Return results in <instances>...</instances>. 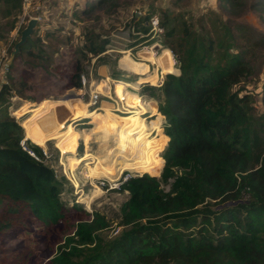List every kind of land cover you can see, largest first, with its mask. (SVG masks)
Returning a JSON list of instances; mask_svg holds the SVG:
<instances>
[{"label": "trees", "instance_id": "16d2710c", "mask_svg": "<svg viewBox=\"0 0 264 264\" xmlns=\"http://www.w3.org/2000/svg\"><path fill=\"white\" fill-rule=\"evenodd\" d=\"M110 1L95 0L94 7ZM216 1L221 9L238 5ZM256 5L264 23V0ZM0 8L16 18L21 2L0 0ZM158 13L162 32L148 42L158 39L168 47L179 72L165 73L159 86L142 84L135 93L160 99L166 131L158 133L168 140L158 176L143 172L119 184L127 191L119 206L122 229L107 240L95 234L107 223L80 204L65 206L59 197L62 178L21 148L24 131L7 108L11 94L34 97L24 76L13 72L15 58L40 65L26 60L41 58V48L33 50L34 28L12 54L0 83V244L18 240L0 246L9 252L7 263L0 264H264V113L254 114L249 94L239 91L251 73L244 50L231 51L228 25L196 31L171 10ZM152 14L134 20L138 31H147ZM104 41L87 37L83 48L95 55L104 50ZM78 52L65 88L80 87L85 56ZM157 109L150 112L155 118L161 116ZM25 141L41 155L37 144ZM170 178L164 191L161 183ZM51 232L61 239L53 246L41 244ZM40 244L49 255L35 260Z\"/></svg>", "mask_w": 264, "mask_h": 264}, {"label": "rangeland", "instance_id": "374dc122", "mask_svg": "<svg viewBox=\"0 0 264 264\" xmlns=\"http://www.w3.org/2000/svg\"><path fill=\"white\" fill-rule=\"evenodd\" d=\"M237 1L238 5L230 10L219 8L216 0H112L100 7H94L95 0H38L27 10L29 15H39L40 17L33 27L35 32L33 37L38 38L36 45L33 46V50L39 47L42 50V54L41 58L29 57L26 60L40 65H30L26 63L23 57L15 58V69L13 72L15 75L22 74L24 76L30 86L28 94L34 97L23 98L11 94L7 111L19 122L24 134L35 133L34 136H30L32 139H36L37 137L51 139L47 140L45 147H43L48 154L46 158H43V162L53 169L57 177L62 178L59 193L60 200L65 206L77 203L90 214L100 216L107 224L96 230L95 234L102 238V240L112 238L122 229L118 224L119 206L126 199L127 191L119 188L117 182L124 172L129 171L123 170L116 180L104 181V184L101 185L97 182L96 178L90 179L88 177L87 174H90V172L85 171L86 166L90 164L91 168H93L97 164L96 162L101 163L107 158L105 155H102V159L98 160V155L93 154L95 151V153L98 152L99 145L96 137H94L98 132L93 133L92 130L99 123L113 119L114 122L116 121V126L127 128L148 126L156 122L163 131H166L165 118L161 113V116L158 117L160 118L159 120H148V118L155 117L150 112L155 111V106L157 109L160 99L158 97L152 98L153 108L151 111L149 108H146L141 114H133H139L144 117L139 120L133 119V115L132 117L127 116L122 119L123 114L126 113L114 111L110 103H103V107L113 110L114 113L110 111L93 112L86 109L87 107H76L71 108L63 115L52 114L48 116L49 118L47 116L43 117L39 121H36V123L30 122L28 119H20L15 113L23 110L24 106L31 105L30 103L43 105L51 101H58L62 96H66V93L69 95V90L74 93L78 91L80 93L84 92L85 89L81 86L79 88H65L68 85L67 75L71 71L74 58L78 56V51L81 52V50L85 56L82 60L85 72L83 74L89 80H107L109 87H112L113 90L115 80L128 82L132 87L125 88V90L135 93L139 85L135 89L133 84L138 79V76L140 77V81H144L141 79L143 75L138 71L139 66L145 67L146 65L148 70L151 71L156 68L155 64L150 66L147 63L149 61L143 63L140 62L138 56L134 59H138L139 61L134 60L130 56V61L127 60L128 64L123 68H131L137 65L138 70L134 75L125 71L121 67L120 61L122 62L123 58L129 59L128 56L134 51H137L141 57L143 51L152 52L151 49L144 48L150 43L148 39L145 38L135 43L136 39L143 36L144 33L137 30L134 20L143 14L152 12L154 13L153 15L159 18V8L173 11L178 16L177 19L184 20L187 25L192 26L196 31L208 30L212 32L213 29H218L223 24L228 25L233 34L234 42L231 51L244 50L245 58L248 60L251 68V73L242 81V87L239 88V91L249 94V106L254 114L259 115L264 113V23L261 19L262 13L259 6H252L258 0ZM90 4L92 5L90 6ZM136 13L138 16L135 17ZM25 18L27 19L28 17L26 16ZM21 25L17 26V17L15 18L11 14L5 15L2 8H0V80L1 78H5L1 71V65L9 58L13 44L18 39L19 31L25 23L23 22ZM87 37H92L94 41L104 39V50L95 55L86 51L83 48V44L86 42ZM158 44L161 46V48L159 47L160 49L167 48L170 51L174 60V66L177 68V72H179L177 61L172 51L162 43L159 42ZM122 51L127 52L128 55L122 57ZM102 66L107 68V74H102ZM113 94L116 93L113 91ZM40 98L47 99L38 102L41 100ZM140 98L144 105L150 100V98H146L145 96ZM83 100L86 101L85 99ZM102 100L106 101L107 99L102 97L97 106H101ZM129 113L132 112L129 111ZM46 122L50 123L51 126L48 127L50 130L44 127L43 124ZM157 127L158 125H156L154 131ZM68 128L69 130L67 131H73L72 141L74 140L75 147L72 154H62L60 152L61 145L58 141L52 140V138L61 140L62 136L60 132H67L65 130ZM156 133V136L148 139V142L152 140L150 144H161L159 156L162 157V152L166 147L165 143H167V136L159 134L158 131ZM114 134L109 133L108 135H101L99 137H108ZM137 137L139 139L148 138L143 136ZM29 141L33 142L31 139ZM163 144L164 146L162 147ZM37 145L40 149L42 148L40 144ZM142 152H144V149ZM69 157H72V162L79 161L77 165L70 168V170H73L74 177H69L68 175L67 163ZM160 165L162 164L160 163ZM160 170L161 166L159 171H155L156 174H149L158 176ZM72 179H75L77 186L73 184ZM170 181L171 178L168 182L161 183L164 191L169 189ZM96 188L99 190H96ZM50 234L49 237L42 240L41 244L46 245L49 243L53 246L61 239L55 232H51ZM71 236L74 239L78 238L75 234ZM17 240L18 237L12 238L8 242L0 244V246H9ZM71 243L78 247L82 246V244L74 241H71ZM41 244L39 246L40 250L34 258L35 260L49 255V249H44ZM8 253L7 251L6 253L0 251V261L2 260L4 263H7ZM73 260L78 261L77 257H74ZM11 264L17 263L12 261Z\"/></svg>", "mask_w": 264, "mask_h": 264}, {"label": "bare ground", "instance_id": "6f19581e", "mask_svg": "<svg viewBox=\"0 0 264 264\" xmlns=\"http://www.w3.org/2000/svg\"><path fill=\"white\" fill-rule=\"evenodd\" d=\"M126 55H128V53L125 51H122V57H126ZM162 55L164 56V58L162 57ZM128 57L129 59L123 58L122 62L120 61L122 68L128 64V62H126L127 60L130 61V55ZM139 58H140V62H142L141 60H146V61H150L154 63L156 68L152 71H147L145 67L139 66L138 68L139 70H138L137 65H134L131 68H126V69L123 68V69L126 70L128 73H132L134 75L136 71L138 70L139 73L143 75L144 81H149L150 83H154L156 80L157 70H159L161 74H164L167 72L178 73L177 68L173 64L174 60L171 56V53L167 48H162L159 54H154L153 51L151 53L148 51H143L142 57L139 56ZM101 72L102 74H107V68L102 66ZM139 81H140V77L138 76L137 82ZM124 85H125L124 81H120V80L114 81V92L119 96L121 95L124 96L125 102L127 103V107L128 108L132 107L130 108L131 110H129L132 113L123 114V117L128 116V115H129L128 117H132L133 114L140 113L146 110V108H149L151 111V109L153 108L152 99L148 100L145 103L146 105H144V103L142 102L141 99H139V96L136 93L123 89ZM89 88L97 92L107 91L109 89V85H108L107 80L91 79ZM103 103H110V102L102 100L100 108L103 111H96V110H91V111L93 112L110 111L114 113L113 110H108L104 108ZM30 104L31 105L24 106L23 110L17 111L16 113L18 117H20V119H28L30 122H35V123L36 121H39L43 117H46V116L48 117L52 114L63 115L64 113L68 112L71 108L73 109L76 107H86L87 105V103L81 98L80 91L76 93L74 92L72 93L71 91L69 95L62 96L61 99H59L58 101H51L47 104H43V105H35L32 103ZM136 116L137 115H133L132 118L134 119ZM153 118L155 117L148 118V120L150 121ZM43 125L45 128H48L49 126H51L49 122H46ZM156 125H158V129L154 131L153 127L156 128ZM152 126L153 127L149 125L148 126L144 125L141 127H129V128L120 127V126H116V121L114 122L113 119L106 120V121L99 123L95 127V129L92 130L93 133L98 132L96 135H94V137H96V140L98 141V145H99L98 152L95 153L96 152L95 151L93 154L98 155V158H97L98 160L102 159L101 158L102 155H105L107 158L101 163L96 162L97 164H95L93 168H91L90 164L87 165L85 171H88L91 174V175L87 174L88 177L90 179L105 178L109 181H114L118 178V176L121 174L123 170H128V171L135 172V173L154 172L159 166H158L157 161H155L153 158H156L157 156L160 155L161 144H155V143L150 144V142L152 141L151 140L147 144V148L149 145L150 146H149L148 153L146 154L142 152L141 150L142 148H144L146 144L145 139H139L137 137V136L148 137L152 134L153 131H154L153 132L154 135L157 134L156 131L160 129L159 124L154 122ZM67 130H69V128L66 129L65 131ZM72 132L71 130L67 132H63V133L60 132L62 136L61 140L57 138H52V140L58 141V143L61 145L60 152L62 154L64 153L72 154V151L75 147L74 140L72 141V137H73ZM109 133H115V134L113 136H108V137H99L101 135H108ZM34 135L35 133L24 134L25 137L31 139L36 144H40L42 147H45L47 140H51V139H45V138H40V137H37L36 139L33 138L34 139L33 140L30 136H34ZM130 150L132 151V153L130 152ZM146 156H148L147 164H146ZM78 162H72V157L68 158L67 169L69 172L68 174L69 177L70 176L74 177L73 170L72 169L70 170V168H73L75 165H77ZM72 180H73V184L77 186L75 179H72ZM96 190H99V189L96 188Z\"/></svg>", "mask_w": 264, "mask_h": 264}, {"label": "built area", "instance_id": "2783aa9c", "mask_svg": "<svg viewBox=\"0 0 264 264\" xmlns=\"http://www.w3.org/2000/svg\"><path fill=\"white\" fill-rule=\"evenodd\" d=\"M36 1H38V0H20L21 11H20V14L17 16V26L21 25L23 22L25 23L29 17H34L36 19V22L39 20V18H40L39 15H29L27 12V10L30 9L32 7V4ZM26 16L28 17L27 19L25 18ZM145 23L148 25V29L143 35L146 37V39H150L154 36H157L158 34H160L162 32V28H161V26H159L158 18L156 15L152 14L149 17V19L147 21H145ZM158 43H159L158 39L154 40L153 42L147 44L144 48L145 49H151L154 54H159V50L161 51V49H160L161 46ZM155 45L157 46L156 49L154 48ZM130 56L132 58H136L137 56L139 57V53H137V51H134V52L130 53ZM7 63L8 62L6 60L1 65V71L3 72V74H5V71L7 69ZM147 63H149L150 66L153 65L151 62H147ZM173 64H174V61H173ZM156 72H157L156 80L154 83H150L149 81L137 82V80H136L135 85L140 86V85L145 84V83H148V84L150 83L149 85L159 86L162 82L164 75L161 74V72H159V70H157ZM4 77H5V75H4ZM4 80H5V78H1L0 83L3 82ZM79 80H80V86L83 89H85V91L81 92L80 95H81L82 99L86 100L85 102L87 103V105H86L87 109L96 110V111L101 110V108L99 106H97V104H98L99 100L103 97V98H106L107 100H110L108 102L111 103L112 109H114V111L121 112V113H129V110H131L127 107V103L125 102L124 96H122V95L119 96L117 94L112 95V93L114 91L112 87H109V89L107 91L97 92V91H93L89 88L90 80L83 73L79 76ZM129 87H132V86L128 82H125L124 89L129 88ZM139 97H141V96H139ZM141 113L142 112H140V114ZM25 140H26V137L23 134V136L19 140V144H20L21 148L24 149L33 158L43 161V158H46L48 156V154L46 153V150L43 147L41 148V155L35 154V152L27 146ZM28 140H29V138H28ZM138 174H140V173H134V172L132 173L131 171L124 172V174L121 176V178L119 179V181L117 183L119 185L122 181L126 180L128 177H130L132 175H138ZM96 180L100 185L104 184V181H109L105 178H96ZM110 187H111V185H110Z\"/></svg>", "mask_w": 264, "mask_h": 264}, {"label": "water", "instance_id": "95a60500", "mask_svg": "<svg viewBox=\"0 0 264 264\" xmlns=\"http://www.w3.org/2000/svg\"><path fill=\"white\" fill-rule=\"evenodd\" d=\"M136 16H138L137 13L135 14V17H136ZM35 23H36V19H35L34 17H29V18L26 20L25 25H24V26L20 29V31H19L18 39H17V40L14 42V44H13V48H12V50H11L10 53H9V58L7 59V62H9V60H10L12 54L17 50L18 45H19L20 43H22V42L25 40V38H26L27 36L30 35V33L32 32V29H33ZM156 47H157V46L155 45L154 48L156 49ZM69 92L71 93V90H69ZM72 93H73V92H72ZM67 94H68V93H66V95H67ZM26 139H28V138L26 137Z\"/></svg>", "mask_w": 264, "mask_h": 264}, {"label": "crops", "instance_id": "0c3cea01", "mask_svg": "<svg viewBox=\"0 0 264 264\" xmlns=\"http://www.w3.org/2000/svg\"><path fill=\"white\" fill-rule=\"evenodd\" d=\"M162 57L164 58V56L162 55ZM134 59V58H133ZM134 60H137V61H139L138 59H134ZM143 63H146L147 61L146 60H141ZM150 62V61H149ZM152 64H154V63H152ZM145 65V64H144ZM145 68H146V70L148 71V67L145 65ZM158 69V68H157ZM126 71V70H125ZM141 79L143 80V78L141 77ZM131 85V84H130ZM134 86V88L136 87V85H135V82H134V84H133ZM139 87V86H138ZM135 89H137V88H135ZM139 99H141L140 97H139ZM155 110H156V106H155ZM136 115H138V114H136ZM161 115V114H160ZM121 116V115H120ZM129 116V115H128ZM127 116H124L122 119H124V118H126ZM144 118V117H143ZM134 119H136V117L134 118ZM141 119V118H140ZM160 118H158V117H156V118H153V120H159ZM149 126H151V127H153L152 125H149ZM155 129V127H153V130ZM157 129H158V127H157ZM153 134V133H152ZM151 137H153V135H151L150 137H148V138H145V141H146V144H145V146H144V148H142V150L144 149V153H148V150H149V146H148V148H147V144H148V139H151ZM167 139H168V137H167ZM164 145V144H163ZM163 145H162V147H163ZM165 145H166V143H165ZM130 152L132 153V151L130 150ZM147 157L148 156H146V164H147ZM155 161H157V163H158V168L155 170V171H159V169H160V166H162V165H160V161H161V164H162V160H161V158H160V156H157L156 158H153ZM154 171V172H155ZM149 173V172H148ZM153 173V172H152Z\"/></svg>", "mask_w": 264, "mask_h": 264}]
</instances>
